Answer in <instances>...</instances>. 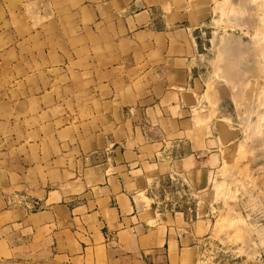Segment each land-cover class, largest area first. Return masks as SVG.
<instances>
[{
	"label": "crops",
	"instance_id": "0c3cea01",
	"mask_svg": "<svg viewBox=\"0 0 264 264\" xmlns=\"http://www.w3.org/2000/svg\"><path fill=\"white\" fill-rule=\"evenodd\" d=\"M223 2L0 0V264H196L195 220L157 202L210 185L190 73Z\"/></svg>",
	"mask_w": 264,
	"mask_h": 264
},
{
	"label": "rangeland",
	"instance_id": "374dc122",
	"mask_svg": "<svg viewBox=\"0 0 264 264\" xmlns=\"http://www.w3.org/2000/svg\"><path fill=\"white\" fill-rule=\"evenodd\" d=\"M195 35L194 124L212 139L210 185L201 193L182 177L165 178L157 204L195 220L196 264H264V0L223 2Z\"/></svg>",
	"mask_w": 264,
	"mask_h": 264
}]
</instances>
